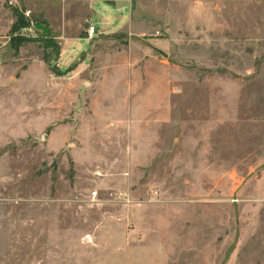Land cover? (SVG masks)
<instances>
[{
	"label": "rangeland",
	"instance_id": "obj_1",
	"mask_svg": "<svg viewBox=\"0 0 264 264\" xmlns=\"http://www.w3.org/2000/svg\"><path fill=\"white\" fill-rule=\"evenodd\" d=\"M0 264H264V0H0Z\"/></svg>",
	"mask_w": 264,
	"mask_h": 264
},
{
	"label": "water",
	"instance_id": "obj_2",
	"mask_svg": "<svg viewBox=\"0 0 264 264\" xmlns=\"http://www.w3.org/2000/svg\"><path fill=\"white\" fill-rule=\"evenodd\" d=\"M35 29L36 30H39V31H43L47 35H50L51 34V32H50L49 29H47L44 25L39 24V23L35 24Z\"/></svg>",
	"mask_w": 264,
	"mask_h": 264
},
{
	"label": "built area",
	"instance_id": "obj_3",
	"mask_svg": "<svg viewBox=\"0 0 264 264\" xmlns=\"http://www.w3.org/2000/svg\"><path fill=\"white\" fill-rule=\"evenodd\" d=\"M95 35H96V28H95V26H91L88 29V37H89V39L94 38ZM93 196H97V193H94Z\"/></svg>",
	"mask_w": 264,
	"mask_h": 264
}]
</instances>
